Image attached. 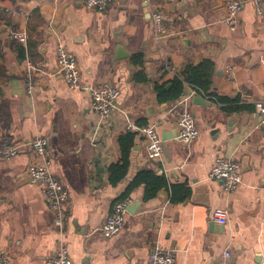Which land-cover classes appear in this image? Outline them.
<instances>
[{"label":"crops","instance_id":"1","mask_svg":"<svg viewBox=\"0 0 264 264\" xmlns=\"http://www.w3.org/2000/svg\"><path fill=\"white\" fill-rule=\"evenodd\" d=\"M227 1L113 0L98 12L87 9L84 0H0V148L6 135L24 145L12 159L0 155V253L10 264H46L60 242L68 246L72 264H147L156 245L172 250L176 264H264V127L259 115L229 114L223 110L228 106L212 97L202 96L207 105H196L192 98L200 137L185 145L176 138L179 99L160 104L154 87L186 64L211 60L210 93L230 104L264 101V13L259 16L247 2L238 30L231 32L223 22ZM156 11L162 12L166 28L160 41L151 19ZM11 30L27 33V45L12 41ZM58 42L77 59L85 89H119L106 121L91 109L87 89L72 90L62 79ZM119 44L133 55L143 53L144 66L133 65L131 58L116 61ZM18 46L25 49L24 59ZM163 68L172 70L161 80ZM142 71L147 83L135 81ZM192 91L185 86L184 93ZM138 123L156 127L162 157L150 161L143 138L135 133L127 176L112 185L110 168L123 157L120 137L130 132L129 124ZM36 137L50 140L52 171L70 192L62 231L54 226L42 189L27 175L36 160L28 144ZM218 157L241 166L234 192L210 178ZM147 170L170 186L186 187L190 197L172 203L164 188L146 202L144 187H138L127 197L133 199L130 206L140 202L136 213L127 214L118 236L103 238L105 218ZM219 208L228 211L224 227L213 219Z\"/></svg>","mask_w":264,"mask_h":264},{"label":"built area","instance_id":"2","mask_svg":"<svg viewBox=\"0 0 264 264\" xmlns=\"http://www.w3.org/2000/svg\"><path fill=\"white\" fill-rule=\"evenodd\" d=\"M247 2L255 6L259 16L263 15L264 0H228L223 22L231 32L238 30L240 14ZM112 4L113 0H84V6L91 11L105 12ZM151 19L155 38L160 41L166 34L164 16L162 12L156 11L151 14ZM9 38L22 46H26L28 42V34L23 31L11 30ZM56 55L59 73L67 86L72 90L85 89L78 61L68 52L62 42H58L56 46ZM168 70L172 69L168 68ZM27 87L28 92L32 93L34 82L31 74L27 76ZM86 89L90 94L91 109L100 119L106 121L115 108L116 100L120 94L119 89L112 85ZM194 95H196L195 91L189 94L184 93L175 106L176 112H178L176 119L178 135L176 138L185 145L192 144L200 137V131L190 110V103ZM254 106L255 112L259 115L261 124L264 127V101H258ZM127 131L137 133L143 138L147 158L150 161L161 159L164 148L163 140L154 125L129 124ZM28 146L36 156L34 163H31L27 168L28 178L32 184L42 189L49 210L54 215V226L62 231L66 224V210L71 196L64 184L52 171L54 156L50 140L46 137H36ZM23 147L24 145L16 144L9 135H6L3 138L0 155L6 159H12L23 150ZM210 178L221 182L226 192H234L241 183V166L233 160L218 157L210 173ZM132 202V198H126L114 205L112 212L102 224L101 234L103 238L112 239L122 232L126 216L129 213L128 207ZM213 219L224 227L228 223V211L222 208L215 210ZM230 256V252L225 253L226 258L230 259ZM0 264H10L5 253H0ZM46 264H72L68 246L64 242H60L53 254L46 260ZM147 264H176V256L172 250L156 245L148 258Z\"/></svg>","mask_w":264,"mask_h":264},{"label":"trees","instance_id":"3","mask_svg":"<svg viewBox=\"0 0 264 264\" xmlns=\"http://www.w3.org/2000/svg\"><path fill=\"white\" fill-rule=\"evenodd\" d=\"M18 52L20 58H25V49L22 46H18ZM144 54L137 53L131 58V63L136 66H144ZM161 80L164 79V76L168 73L166 68H163L160 71ZM215 75V64L211 60L204 61L201 64L194 66L192 64H186L183 66L175 76L166 82H156L155 92L157 94V99L160 104H169L180 99L185 91V86H190L196 94L201 96L212 97L217 103L226 105L227 108L223 110L229 114L243 113V112H254L255 106L250 104L241 103V101H235L233 104H230L224 98L217 96L214 93H210L213 77ZM135 81L137 83H147L148 79L145 76V73L139 72ZM139 126H144L146 123H138ZM137 134L128 132L120 137L119 144L122 150V159L117 164H114L110 168L111 174V184L118 185L123 181L128 173L130 166L129 155L132 147L134 146V139ZM144 187V200L146 202L156 198L157 194L164 188L168 189L171 196L172 203H180L185 201L190 197V191L181 185H172L168 184V181L163 176H158L156 172L147 170L138 174L136 179L130 184L125 196L122 200L126 199L131 195V193L138 187Z\"/></svg>","mask_w":264,"mask_h":264},{"label":"water","instance_id":"4","mask_svg":"<svg viewBox=\"0 0 264 264\" xmlns=\"http://www.w3.org/2000/svg\"><path fill=\"white\" fill-rule=\"evenodd\" d=\"M78 3H82L83 0H76ZM134 55L131 52L126 51L125 47L122 44H119L116 46V61H122L126 59L132 58ZM120 97V94L118 98ZM117 98V99H118ZM193 102L196 105H207L208 102L202 97V96H194ZM140 202L135 203L134 205H131L128 207V212L131 214L136 213L137 209L140 207Z\"/></svg>","mask_w":264,"mask_h":264}]
</instances>
